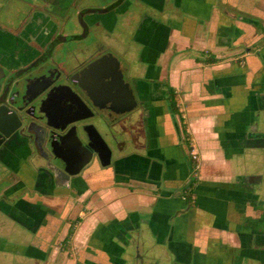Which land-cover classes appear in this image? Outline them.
I'll return each instance as SVG.
<instances>
[{
	"label": "crops",
	"instance_id": "1",
	"mask_svg": "<svg viewBox=\"0 0 264 264\" xmlns=\"http://www.w3.org/2000/svg\"><path fill=\"white\" fill-rule=\"evenodd\" d=\"M148 1L160 20L148 22L151 69L139 75L148 133L55 196L0 200V264H241L248 255L259 216L250 203L262 197L264 120L257 135L249 129L264 117V0ZM190 148L200 172L188 205Z\"/></svg>",
	"mask_w": 264,
	"mask_h": 264
},
{
	"label": "flooded vegetation",
	"instance_id": "2",
	"mask_svg": "<svg viewBox=\"0 0 264 264\" xmlns=\"http://www.w3.org/2000/svg\"><path fill=\"white\" fill-rule=\"evenodd\" d=\"M152 12L148 0H0V200L55 196L66 185L55 175L60 162L70 169L85 162L70 184L78 182L89 165L100 162L91 137L100 134L106 140L111 164L118 163L111 140L121 150L128 142L135 149L139 136L145 138L147 95L138 93L144 87L139 75L151 69L142 60L154 45L148 22L160 23ZM159 33L161 40L165 32ZM101 59L110 61L113 76L118 63L136 95L133 109L118 113L109 107L111 101L88 93L108 85L106 67L89 71ZM261 151L255 189L262 197L250 203L259 216L251 218L249 252L241 264H264V146ZM188 155L192 166L182 196L191 205L200 165L193 148ZM51 160L54 177L47 170Z\"/></svg>",
	"mask_w": 264,
	"mask_h": 264
},
{
	"label": "water",
	"instance_id": "3",
	"mask_svg": "<svg viewBox=\"0 0 264 264\" xmlns=\"http://www.w3.org/2000/svg\"><path fill=\"white\" fill-rule=\"evenodd\" d=\"M109 66H110V61H105L104 59H101V60L96 61L89 67V71L93 73H97L95 71L98 68L106 67L107 71L105 73V79L106 77H108V79H106V83L108 85H106L105 88L98 87L96 89H88V93L91 94L95 99H97V97L99 96L101 100L103 101H111V105L109 107L112 110L118 113H125L133 109L137 105L136 95L134 93V90L130 86V84L125 80L122 71L118 69V63L116 62V64L114 65V67L115 66L117 67V70L114 73V76L111 75V72L109 71ZM98 75H101V74H98ZM99 81L100 80L96 82L99 83ZM140 93H141V90L139 88V93H138L139 97H140ZM97 103H101V102L98 101ZM84 116L85 115L82 114L80 116H77V118H81ZM263 120H264V117H259V116H256L252 119L250 123V129H249L251 136H253L255 133L256 135L258 134V128L261 125V121ZM13 129H15V127ZM75 137H77V135ZM91 138L93 142L90 144L96 150L95 152L97 153V156L99 157L101 164L103 166L110 165L112 162L111 147L108 145L106 140H104L101 137L100 134L98 135V137H95V138L91 137ZM57 153H58V158L62 160L63 155L58 151ZM248 162L250 163L252 161H248ZM84 163L85 162L71 169L63 167L61 162L59 165L57 164L55 166V175L59 181V184L63 185V183H65L66 185H69L72 179V175L80 171ZM50 167L51 168H48L47 170H49L50 175L51 176L53 175L54 177V161L53 160H51L50 162ZM250 177L253 179L256 176L251 174ZM260 193L261 192L259 191L258 197Z\"/></svg>",
	"mask_w": 264,
	"mask_h": 264
},
{
	"label": "trees",
	"instance_id": "4",
	"mask_svg": "<svg viewBox=\"0 0 264 264\" xmlns=\"http://www.w3.org/2000/svg\"><path fill=\"white\" fill-rule=\"evenodd\" d=\"M168 101H169L171 110L174 113H178L179 112V107H178V94H177V92H176V90L174 88H170V93H169V96H168ZM183 128H184L185 134L187 135V128H186V126L183 125ZM73 232H74V228L71 227L70 230H69L68 237H71V235L73 234Z\"/></svg>",
	"mask_w": 264,
	"mask_h": 264
},
{
	"label": "rangeland",
	"instance_id": "5",
	"mask_svg": "<svg viewBox=\"0 0 264 264\" xmlns=\"http://www.w3.org/2000/svg\"><path fill=\"white\" fill-rule=\"evenodd\" d=\"M127 28L129 29L131 27L128 26ZM123 33H124V31H123ZM122 136L127 137V135L125 133H123ZM118 137L120 138L119 134H118ZM111 144H112V146L114 148V156L117 155V154L124 153V152H130L131 150H133V146L130 145L129 142L121 150L119 148H117V145H116L117 143H115L114 140H111Z\"/></svg>",
	"mask_w": 264,
	"mask_h": 264
},
{
	"label": "built area",
	"instance_id": "6",
	"mask_svg": "<svg viewBox=\"0 0 264 264\" xmlns=\"http://www.w3.org/2000/svg\"><path fill=\"white\" fill-rule=\"evenodd\" d=\"M195 157H196V155H195Z\"/></svg>",
	"mask_w": 264,
	"mask_h": 264
}]
</instances>
